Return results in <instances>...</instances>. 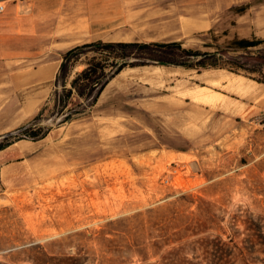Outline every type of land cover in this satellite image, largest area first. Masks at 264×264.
<instances>
[{
  "label": "rangeland",
  "instance_id": "rangeland-1",
  "mask_svg": "<svg viewBox=\"0 0 264 264\" xmlns=\"http://www.w3.org/2000/svg\"><path fill=\"white\" fill-rule=\"evenodd\" d=\"M96 53L84 48L73 59L67 88ZM62 89L55 83L26 123L0 121L1 136L43 110L44 143L57 147L21 176L0 179V264H264V109L164 115L186 118L179 129L138 113L149 129L123 122L101 135L85 125L93 108L76 94L68 108L78 113L55 117Z\"/></svg>",
  "mask_w": 264,
  "mask_h": 264
},
{
  "label": "crops",
  "instance_id": "crops-1",
  "mask_svg": "<svg viewBox=\"0 0 264 264\" xmlns=\"http://www.w3.org/2000/svg\"><path fill=\"white\" fill-rule=\"evenodd\" d=\"M251 3L30 0L8 6L0 15V121L18 120L21 125L35 116L55 87L63 55L86 44L180 43L208 53L224 49L233 58L264 53V5ZM193 107L211 115L261 110L264 85L226 69L128 67L108 82L85 125L102 135L103 129L123 128V122L128 127L140 124L143 120L135 115L149 113L163 115L179 129L186 118L164 115ZM49 133L39 141L21 140L2 150L1 181L10 182L21 176L19 169L52 158L46 154L57 147L44 143Z\"/></svg>",
  "mask_w": 264,
  "mask_h": 264
},
{
  "label": "trees",
  "instance_id": "trees-1",
  "mask_svg": "<svg viewBox=\"0 0 264 264\" xmlns=\"http://www.w3.org/2000/svg\"><path fill=\"white\" fill-rule=\"evenodd\" d=\"M93 48L96 55L87 63L86 68L78 72L70 82L71 87L67 88V81L70 71L74 65L70 64L77 58L79 52L84 48ZM226 50L219 49L216 52L208 53L185 49L180 43H104L95 42L76 47L63 55V62L56 79V85L62 86V95L56 93L55 108L56 118H63V122L71 120L78 112L68 106L73 95L88 101V107L92 108L108 82L123 69L128 67H139L145 65H156L166 67H182L185 69H227L237 73L235 68L257 73L253 78L258 84L264 85V57L255 56L256 64L247 67L249 63L243 62L239 57H230ZM231 66V67H229ZM43 110L30 122L16 130L0 136V152L15 142L21 140L38 141L44 139L50 130L38 124L42 118Z\"/></svg>",
  "mask_w": 264,
  "mask_h": 264
},
{
  "label": "built area",
  "instance_id": "built-area-1",
  "mask_svg": "<svg viewBox=\"0 0 264 264\" xmlns=\"http://www.w3.org/2000/svg\"><path fill=\"white\" fill-rule=\"evenodd\" d=\"M6 11V5L0 3V15Z\"/></svg>",
  "mask_w": 264,
  "mask_h": 264
},
{
  "label": "water",
  "instance_id": "water-1",
  "mask_svg": "<svg viewBox=\"0 0 264 264\" xmlns=\"http://www.w3.org/2000/svg\"><path fill=\"white\" fill-rule=\"evenodd\" d=\"M8 134V133H7Z\"/></svg>",
  "mask_w": 264,
  "mask_h": 264
}]
</instances>
